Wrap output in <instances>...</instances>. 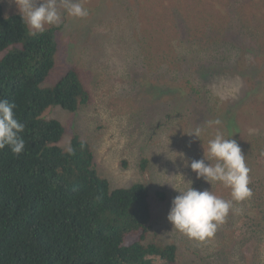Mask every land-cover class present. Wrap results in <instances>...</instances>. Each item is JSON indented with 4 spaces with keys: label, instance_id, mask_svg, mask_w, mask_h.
I'll return each instance as SVG.
<instances>
[{
    "label": "trees",
    "instance_id": "1",
    "mask_svg": "<svg viewBox=\"0 0 264 264\" xmlns=\"http://www.w3.org/2000/svg\"><path fill=\"white\" fill-rule=\"evenodd\" d=\"M89 1L92 0H85V6L90 9L91 20L100 7L87 4ZM112 1L106 0L100 6L113 7ZM198 1L141 0L138 25L131 29L132 37L118 47L119 51L127 52L129 61L137 62L136 65L129 63L130 69L124 71L136 88L148 92L146 84L136 80L139 71L150 70L151 74L173 72L175 76L179 72V79L182 72H195L202 78V83L198 86L188 83L185 90L188 94L203 92L196 89H202L203 78L211 76L209 70L205 72L206 64L211 60L218 64L222 59L223 55L220 59L219 54L224 53L220 44L224 36L222 32L211 33L216 24L206 23L204 15L208 11L203 13L198 8ZM221 1L209 0L213 7ZM252 1L253 5L244 3L242 11L255 8L262 11L263 16L256 17L260 24L264 22V0ZM113 12L99 15L97 29L92 28L102 35L99 49L103 52L112 47L106 26ZM241 14V11L231 14L222 22V30L227 23L242 24L244 38L237 37L240 43L228 49L229 58L236 65L248 60L253 69V83L258 84L254 77L264 76V28H251L247 17ZM86 23L87 17L80 22L81 25ZM249 27L252 35L248 32ZM74 28L76 26L65 14L60 26H48L44 33L30 35L22 12L6 14L0 2V99L15 104L14 114L25 125L22 133L24 152L15 155L10 148L0 150V264H244L247 261L244 252L251 249L252 258L258 264H264L262 136L253 135L239 141L247 157L246 163L251 166L253 192L250 200L237 205L242 209L241 214H230L215 237L205 243L172 232L173 226L169 222L172 242L166 243V237L160 236L154 228L161 221L156 205L160 208L175 198L169 187L163 185L166 179L154 176L150 182H138L127 188L113 186L98 169L91 136L83 133L80 127L74 129L57 119L44 118L51 107L60 106L70 112L84 109L86 112L99 99L101 72L91 65L92 79L82 70L79 65L82 59L74 40L84 41V33L75 39ZM68 30L66 42L73 46L72 55L67 57L69 63L63 56L65 41H60L62 31ZM176 37L186 49L179 56V66L178 57L169 50L177 45ZM246 53L250 54L251 61ZM55 66L62 68L63 73L54 85L45 86L44 81ZM252 96L236 107L243 109L238 110L241 118L263 126L264 86L262 89L257 87ZM211 100L209 96L208 101ZM179 102V99L173 100L172 104ZM252 102L256 108L250 110ZM147 107L148 103L144 108ZM222 113L216 111L215 114L221 117V122ZM170 116L169 103L157 104L147 109L142 122L146 129L162 132L159 138H164L166 133L163 131L173 132L169 130L177 125ZM165 120L171 121L173 126L158 124ZM98 129H101L100 125ZM209 139L211 137L207 135ZM170 146H159L155 154L160 159L163 174H174L182 160L196 157L189 145L181 140ZM174 153L184 156L181 158ZM149 162V159L141 161L142 170ZM192 182L195 189L206 183L203 179ZM254 202V207L250 208ZM255 206L260 209L251 213L257 211ZM161 230L165 229L161 226Z\"/></svg>",
    "mask_w": 264,
    "mask_h": 264
},
{
    "label": "rangeland",
    "instance_id": "2",
    "mask_svg": "<svg viewBox=\"0 0 264 264\" xmlns=\"http://www.w3.org/2000/svg\"><path fill=\"white\" fill-rule=\"evenodd\" d=\"M105 1L92 0L87 2V4L90 3L96 8L100 7V9L91 20L89 19L91 15L87 16L86 25L80 24L82 19L69 17V22L73 26H76L74 28L76 31L74 38L78 39V35L84 33V41L74 40V46L78 48V53L82 59L79 65L82 66V70L90 78H92L90 75L92 73L90 71L91 67L101 72L99 78H102V80L98 88V98L102 103L97 99L86 112L84 109H80L82 112L78 110L77 112H70L60 106L51 107L44 114V118L50 120L57 119L65 125L73 126L74 129L80 127L83 133L91 136L93 140L90 144L94 147L97 154L96 162L98 169L103 176L112 181L113 186L127 188L138 182H150L154 176L156 179L161 177L167 181L163 185L169 187L174 197H176L179 193L172 186L177 188L187 187L188 185L185 183L187 182L186 178L194 182L198 179L190 166L185 167V162L187 161L190 165L192 160H197L196 157H204L202 145L204 143L207 146V135L212 139L217 132L223 133L226 138L237 139L240 147V139L244 140L253 137V135L264 138V125L262 126L254 120L251 122L241 118L238 110L242 111L243 109L236 107L238 103L243 105L247 97L253 98V92L257 87L263 88L264 76L256 75L254 78L258 79V84H254L253 69L249 67L251 63L247 60L246 63L236 65L229 58L228 49L240 43L237 37L244 38L242 34L243 30L241 29L242 24L228 25L227 23V27L225 26L224 30H222V22L228 19L231 14L239 13L240 11L242 12L241 16L247 17V23L251 28H264V22L257 24L256 21V17L263 16L262 11H258L256 8L242 11L244 3L253 5L252 0H222L216 3L214 7L209 0H199L197 2L199 4L198 8L203 13L208 11L204 15L206 23L208 21L216 24L210 30L211 33L217 32L219 34L222 32L224 36L222 43H220L223 46L224 53L219 54V57L223 55L222 59L220 57L221 60L218 64L214 60L206 64L205 72L209 70L210 73H207L211 74V76L203 78L204 84L202 89H198V87L196 89L203 90V92L198 94H188L185 90L188 88V83L194 86L202 83V78L195 72H182L183 74L179 79L177 77L179 72L175 76L173 72L165 74L157 71L151 74L150 70L139 71L136 80L145 83L148 87V92L143 91L144 89L139 87L136 88L134 82L129 81L128 75L124 71L130 69L129 63L136 65L137 62L135 60L129 61L126 56L127 52L119 51L118 47L124 45L132 37L131 29H136L138 25V6L141 4V0H113L112 5L114 8L112 6L106 7L105 5V8H103L104 6L101 7L100 3ZM255 1L258 2V0ZM0 2L4 5L6 14H12L22 12L25 0H0ZM102 9L104 10L101 12ZM113 10L111 19L106 26V31L110 32L109 36L112 39V47L107 52H103L102 49H99V41L102 35L95 32L97 20L105 12L111 14L110 11ZM206 15H212L216 18L206 17ZM89 23H91L90 27L88 26ZM94 27L95 29H92ZM250 27L248 32L252 35ZM69 30L67 32L62 31L60 36V41H65L62 50L64 51V60L67 63H69L67 57L70 54L72 55L70 50L73 49V46H70L65 38V35L70 32ZM176 38L177 45L169 50L178 57L177 66H179V56L184 54L186 49L185 44L178 37ZM246 57L251 61L249 53H246ZM62 73V68L55 66L45 79L44 85L48 87L54 85L60 79ZM185 85L187 88H185ZM181 88L183 89L181 90ZM209 96L212 97L210 102L208 101ZM177 99L180 102L177 105L172 104V101ZM147 103L148 107L144 108ZM167 103H169V112L172 114L170 117L177 122V125L172 127L173 125L169 120H165V122L159 121L158 124L163 123L167 127H172L169 131H173H163V133H166V136L159 138L162 132L157 133L146 129L142 122V117L149 107L157 104L165 105ZM255 108L256 104L252 102L250 110ZM216 111L220 112V114L224 112L222 113L223 118L220 125L214 123L217 119L221 121V117L215 115ZM262 117L264 118V113ZM79 121H82L81 124H79ZM98 125L101 126V129H98ZM196 127L203 129L201 140L187 135ZM180 140L189 145L190 150H192L196 157L193 156V158L182 160L180 165L177 164L178 169L174 174H163L160 159L155 154H157L159 146L163 147L167 144L168 147L169 145L172 147L174 143L178 144ZM143 159L150 160L145 170L141 168V161ZM198 160L200 159L198 158ZM248 167L250 168L251 166L248 165ZM172 170L173 168L168 169V171ZM169 189L166 191H170ZM197 190H213L216 195L226 200L231 198L230 190L221 184H215L212 188L209 184L201 183ZM262 202V210H264V199ZM171 205L172 202H169L160 208L158 205L155 207L159 210L161 221H159L160 225L155 224L154 228L160 236L166 237L169 241L165 239L166 243L172 242L170 238L171 231L168 230L170 224L167 219ZM254 205L255 202L250 208L254 207ZM255 207L257 211L250 210L252 211L251 213L258 212L260 209L257 206ZM247 212H244L243 215H246ZM244 221L246 222L245 219ZM161 226L165 229L164 231L161 230ZM252 250L244 252L247 261L252 258ZM247 261L244 264H247ZM250 264H258V262L252 258Z\"/></svg>",
    "mask_w": 264,
    "mask_h": 264
},
{
    "label": "clouds",
    "instance_id": "3",
    "mask_svg": "<svg viewBox=\"0 0 264 264\" xmlns=\"http://www.w3.org/2000/svg\"><path fill=\"white\" fill-rule=\"evenodd\" d=\"M65 14L83 19L90 15V9L85 6V0H25L22 9V18L33 36L44 33L48 26H60ZM15 107L7 99H0V150L10 148L13 154L20 155L25 150L22 136L25 125L16 118ZM214 123L220 125L222 122L217 119ZM202 133L203 129L196 127L187 135L201 140ZM202 147L204 157L192 160L190 165L186 161L185 167L190 166L197 178L203 179L212 188L221 184L229 189L231 198L226 200L213 190L199 191L192 186V181L185 182L187 187L171 185L179 195L173 199L167 217L173 226L172 232L199 243L213 239L230 214H241L242 209L237 205L253 196L251 169L235 139L217 132L214 138L207 141V146L203 143ZM174 154L181 158L184 156L183 153Z\"/></svg>",
    "mask_w": 264,
    "mask_h": 264
}]
</instances>
